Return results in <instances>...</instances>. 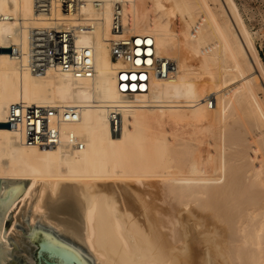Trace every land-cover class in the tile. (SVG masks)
<instances>
[{"label":"bare ground","instance_id":"bare-ground-1","mask_svg":"<svg viewBox=\"0 0 264 264\" xmlns=\"http://www.w3.org/2000/svg\"><path fill=\"white\" fill-rule=\"evenodd\" d=\"M0 48V180H31L2 241L69 186L97 264H264V68L233 0H0Z\"/></svg>","mask_w":264,"mask_h":264},{"label":"water","instance_id":"water-1","mask_svg":"<svg viewBox=\"0 0 264 264\" xmlns=\"http://www.w3.org/2000/svg\"><path fill=\"white\" fill-rule=\"evenodd\" d=\"M4 51L10 50L0 48ZM30 181L0 180V224ZM33 203L26 200L14 217V229L0 239V264H97L85 242L82 200L75 188L59 187L45 199V213L28 226Z\"/></svg>","mask_w":264,"mask_h":264},{"label":"rangeland","instance_id":"rangeland-1","mask_svg":"<svg viewBox=\"0 0 264 264\" xmlns=\"http://www.w3.org/2000/svg\"><path fill=\"white\" fill-rule=\"evenodd\" d=\"M243 20L246 30L251 36L253 47L257 51L264 68V0H233ZM24 205V204H23ZM17 209L10 212L8 222H13L14 215L19 212Z\"/></svg>","mask_w":264,"mask_h":264},{"label":"built area","instance_id":"built-area-1","mask_svg":"<svg viewBox=\"0 0 264 264\" xmlns=\"http://www.w3.org/2000/svg\"><path fill=\"white\" fill-rule=\"evenodd\" d=\"M124 81H126V80H124ZM129 88V87H128ZM129 90V89H128Z\"/></svg>","mask_w":264,"mask_h":264}]
</instances>
